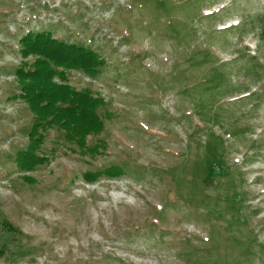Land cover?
<instances>
[{"label": "rangeland", "instance_id": "rangeland-1", "mask_svg": "<svg viewBox=\"0 0 264 264\" xmlns=\"http://www.w3.org/2000/svg\"><path fill=\"white\" fill-rule=\"evenodd\" d=\"M263 15L264 0H0V264H264ZM43 31L105 59L68 76L106 102L88 139L103 148L42 131L26 172L16 71Z\"/></svg>", "mask_w": 264, "mask_h": 264}, {"label": "trees", "instance_id": "trees-1", "mask_svg": "<svg viewBox=\"0 0 264 264\" xmlns=\"http://www.w3.org/2000/svg\"><path fill=\"white\" fill-rule=\"evenodd\" d=\"M262 20L264 38V15ZM20 47L22 62L16 77L21 93L17 98L26 102L34 115L30 144L17 159L20 169L31 172L44 164L46 159L38 153L45 139L41 132L53 128L62 131L66 141L76 145L81 155L97 153L102 144L91 147L88 139L104 132L105 123L99 110L106 102L90 89L74 88L68 76L71 72H81L95 79L106 65L105 59L86 46L59 41L46 31L29 32L20 40ZM123 174L120 168L112 167L84 174V179L95 183L105 176Z\"/></svg>", "mask_w": 264, "mask_h": 264}]
</instances>
